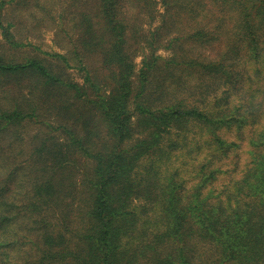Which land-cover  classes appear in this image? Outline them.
Masks as SVG:
<instances>
[{"label": "trees", "instance_id": "1", "mask_svg": "<svg viewBox=\"0 0 264 264\" xmlns=\"http://www.w3.org/2000/svg\"><path fill=\"white\" fill-rule=\"evenodd\" d=\"M156 3L70 10L73 49L52 55L83 83L0 53V264H264V0H163L153 27ZM15 25L0 10L12 48ZM33 119L48 131L24 152ZM233 127L250 160L218 189Z\"/></svg>", "mask_w": 264, "mask_h": 264}, {"label": "rangeland", "instance_id": "2", "mask_svg": "<svg viewBox=\"0 0 264 264\" xmlns=\"http://www.w3.org/2000/svg\"><path fill=\"white\" fill-rule=\"evenodd\" d=\"M3 1V4L0 2V10L2 11L4 22L8 23L9 20L15 21L16 25L13 27V32L22 43L17 47H10L8 42L3 39L2 28H0V53L3 51L6 56L14 57L19 61L26 60L28 57L38 56L45 59L46 63H50L49 65H52L57 72L60 71L59 73L62 74L64 78L83 83L84 72L80 68L75 65L68 66L62 59L52 55V53L56 52L71 53L73 49L72 36H76V34L71 27V17L74 14L71 13L70 10L83 7V4L81 5L83 0H26V4L24 3L25 0L21 1L20 4H18L20 0ZM157 2L158 3L155 4L157 9V12H155L156 19L154 20L153 27L162 23L161 13H164L166 9L163 0H157ZM209 6L211 8H209L210 10H207L206 13L211 14L216 8L212 4ZM210 14L209 16L203 15L206 18L203 19L212 22L213 19ZM201 17L202 16H200V19ZM148 26L149 25H147V27ZM226 42L227 40L225 38L224 41L219 39L215 42L197 45L195 47L190 44V47L193 46L198 52H202L204 55L218 57L226 47ZM165 45L166 42H164V45H161L158 53L168 56L171 53V49L167 48ZM134 56L136 67L139 69L142 64L143 54L141 51H135ZM17 87L18 86H15L14 89L19 90ZM4 89L11 91V88L8 89L5 88L4 85H0V96L5 98L6 92ZM23 89H21V91ZM8 96L11 97L12 93H8ZM41 119H43V117H41ZM44 119H47V117ZM52 120L54 121V119ZM22 129L23 144L27 147L24 152L29 151L34 143L40 141L39 137L34 138L36 134L41 131H48L45 121L36 122L35 119L25 123ZM245 129L246 133L250 127ZM221 131L225 138L230 141H235L239 145L233 148L234 150L229 156H226L216 164L222 169V172L219 173V177L214 180V184L217 185L218 189L221 188L225 182L231 180L232 177L240 175L241 170L250 160L249 147L244 138L245 134L236 127L230 129L223 128ZM6 140L7 138L1 139L0 145H2V142L6 143Z\"/></svg>", "mask_w": 264, "mask_h": 264}]
</instances>
